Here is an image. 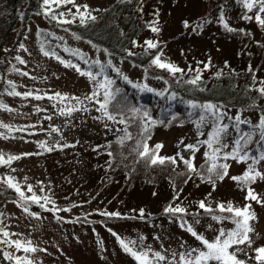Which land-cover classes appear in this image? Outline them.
<instances>
[{
  "label": "rangeland",
  "instance_id": "rangeland-1",
  "mask_svg": "<svg viewBox=\"0 0 264 264\" xmlns=\"http://www.w3.org/2000/svg\"><path fill=\"white\" fill-rule=\"evenodd\" d=\"M26 1L20 8L22 16ZM177 1L176 5L167 4L162 8L158 31L150 29L144 32L138 39L137 48L153 52L156 47L149 48L146 41H152L156 46L169 42L161 53V62L170 63L182 71L188 68L193 72L203 70V76L224 61L232 63V55L239 47L237 42L217 37L220 33L217 24L206 26L201 33L182 36L184 20L192 28L194 22L201 18L218 17L220 8L204 0ZM115 2L49 0L43 7L49 17L39 11L31 14L26 30L19 24L17 32L9 40L7 50L15 48L7 76L19 95L5 93L0 102V176L11 187L19 188V194L23 193L24 197H37L48 210L35 216L15 202L6 204L0 213V264H17V259L20 264H138L123 249L121 240L132 242L129 246L137 252H147L151 264H181V253L193 248L207 251L200 241L182 230L178 217L172 220L167 218L168 222L166 218L153 221L135 218L106 225L101 222L93 225L80 222L84 215L94 214L96 217V212H121L119 202L142 204L148 213H156L171 193L167 185L159 187L156 194L145 190L126 192L127 195H124L118 188L111 187L114 178L107 175L110 155L105 149L109 141L123 133L120 124L109 122L103 111L98 110L104 102L105 91L100 84L108 80L124 81V77H127L126 81L158 93L164 91V82L147 80L144 69L81 39L54 22L89 21ZM225 12L229 24L247 30L255 28L253 20L247 17L256 14L264 16L258 6L249 11L248 8L231 5ZM41 30L51 35L65 56L78 59L89 70L93 68L94 73L78 71L75 65L45 55L37 38ZM178 35L181 36L176 39ZM256 40L263 43V35L256 34ZM250 59L253 64L263 60L259 76L264 77L262 52L256 51L254 58ZM89 72L95 79L89 77ZM94 92L97 95L92 96ZM28 93L30 95H26ZM86 96H92V99H85ZM74 98H79L82 103ZM73 107L75 110L69 111ZM261 117L264 116L259 112L248 110L241 113L240 120L259 124ZM227 121L215 126L203 119L172 130L161 129L154 143L162 145L161 156H175L180 167L183 164L181 156L198 165L206 153L212 154L214 148L219 149L220 157L226 152L232 153L236 148L230 140L234 127ZM217 130H220L219 143L213 142L209 147L207 141L210 134ZM187 145H194L196 151L187 149ZM246 153L248 151H242L240 155ZM9 157L18 158L9 160ZM226 164L228 175L214 189H206L204 195L208 193L213 203L227 205L230 202L238 208L251 205L250 211L255 214L249 223L253 229L248 233L251 246L245 242L228 249L230 253H236V259L247 262L255 258L256 249L264 247V203L245 197L250 187L264 201V179L257 177L255 182L245 186L231 177L242 176L249 166L264 173V160L253 164L250 159L238 162L230 158ZM199 193L200 188L191 184L186 192L187 206L183 200L177 206L191 209L197 204ZM192 198H196V201H192ZM188 220L194 230L209 241L215 239L220 229L232 230L236 227L227 222H214V219L198 220V223L194 219ZM205 226L210 229H205ZM4 232L8 235L5 236ZM16 241L21 243L19 250ZM26 247L28 251L24 250ZM157 252L165 259L157 260L153 256ZM208 264L218 262L209 261Z\"/></svg>",
  "mask_w": 264,
  "mask_h": 264
},
{
  "label": "trees",
  "instance_id": "trees-1",
  "mask_svg": "<svg viewBox=\"0 0 264 264\" xmlns=\"http://www.w3.org/2000/svg\"><path fill=\"white\" fill-rule=\"evenodd\" d=\"M23 1L0 0V102L5 93L16 91L7 76L8 69L12 64L11 55L15 48L14 46L7 50L10 38L17 32L19 24L26 30L27 20L31 14L39 11L49 17V13L43 11L45 4L43 0H27L22 16L20 8ZM204 1L213 3L216 8H220L219 16L207 20L201 18L194 22L192 28L190 23L184 20L182 36L188 37L194 33H201L206 26L215 23L220 29L217 37L226 38L230 42H237L239 47L232 55V63L228 60L224 61L205 76H203V70L193 72L192 69L188 68L173 74L154 64V58L161 56L169 42L158 44L153 52L148 49L137 48L138 39L144 32L154 27L158 29L162 8L167 4L176 5L177 0H116L113 5L89 21L54 20L57 25L68 29L81 39L104 48L118 58L144 69L147 80L164 82V91L159 94L140 86H134L126 80L112 82L109 90L113 93L114 98L108 103L107 111L115 119H108L105 116L109 122L116 125L120 124L123 133L122 136L109 141L105 149L110 155L107 175L109 174V177L114 178L111 181V187L118 188L119 192L125 193L124 195H127L126 192L145 190L151 194H156L157 189H160L159 187H166L167 185V189H171V193L164 201V205L158 212L151 214L142 208V204L139 206L118 201L120 210H122L118 212V215L96 212V217L93 216L94 214L84 215L80 222L92 223V225L101 222L106 225L109 222L119 223L135 218L151 221L166 218V222H168L167 218L178 217L180 227L188 234L189 232L186 231V227L190 225L188 218L210 220L213 215L221 218L230 215V213L219 211L217 206L221 203L210 201L208 193L204 195L206 189H214L212 183L202 179V175H211L208 169L213 163L212 154L207 155L198 165L191 160L195 171H189L184 162L181 167L178 165L175 156H161V148L156 149L158 142L154 143L155 136L161 129L172 130L203 119L219 126L222 121L228 119V124L234 127L230 139L234 146H236L235 141L239 140L243 133L251 135L250 139L245 137L246 145L245 140L240 141L242 147L240 152L248 151L250 157L257 159L264 154V139H261V129L257 127L259 124L249 120H240L241 113L248 110L257 111L261 116H264V94L260 91L264 88V77L259 76V68L263 64V60L260 59L261 62L253 64L250 59L251 57L254 58L256 51L262 52L264 58V42L255 41L256 34H261L264 37V26L255 17L259 15L261 19H264V16L256 14L252 17L255 24L254 29L247 30L243 27H234L228 23L225 11L231 5L247 8L243 0ZM185 22H187V26H185ZM225 24L231 31L224 27ZM179 36L181 35H178L176 39ZM37 38L44 53L48 52L51 57L75 65L81 71L87 72L89 70L78 59L65 56L47 31L41 30ZM89 71L94 73L93 68H90ZM192 80L196 82L190 83ZM207 105H212V108H207ZM235 116L239 117L241 122H238ZM145 144L148 147V154H143ZM159 145L161 144L159 143ZM153 151H155V156L152 155ZM219 154L221 152L216 154L215 162L217 164L226 163V160L221 159ZM173 157L176 159V163H172L170 159H165L163 163L159 162V158ZM153 159H157V162L152 163ZM185 160H189V158ZM250 160L252 161V159ZM220 182L221 180H216L215 187ZM191 184L200 188V193H202H199L197 197V202H195L197 204H194L191 209H184V213L165 211L169 207L176 208L182 200L187 206L186 192ZM146 199L147 195H145ZM191 200L196 201V198ZM8 202L19 204L35 216L48 210L40 201L37 203L24 196L22 198L17 189L11 187L0 176V213ZM201 202H204L213 211L207 212L201 209L199 207ZM233 207L238 208L234 205ZM141 210H143L142 215ZM133 215L136 217H131ZM214 222L221 221L215 220ZM222 222L231 223L228 220H222ZM205 229H210V227L206 228L205 226ZM240 261H244V264H264V261H257L255 258L247 262L246 260Z\"/></svg>",
  "mask_w": 264,
  "mask_h": 264
},
{
  "label": "snow or ice",
  "instance_id": "snow-or-ice-1",
  "mask_svg": "<svg viewBox=\"0 0 264 264\" xmlns=\"http://www.w3.org/2000/svg\"><path fill=\"white\" fill-rule=\"evenodd\" d=\"M45 4L49 3V0H43ZM70 2V0H69ZM245 3V6L248 8L249 11L252 10L254 6H258V10L260 13H264V0H243ZM87 6H85L86 8ZM79 11V9H77ZM55 18V17H53ZM248 19H252V17H247ZM257 21L264 26V19H261L259 15L255 17ZM185 26H187V22H185ZM224 27L231 31L230 28H228V25L225 24ZM153 31H158L157 28H153ZM147 45L149 48H154L156 45L152 41H146ZM45 55H49L50 53L45 52ZM52 55H55L52 53ZM63 62V61H62ZM23 63V61H21ZM153 63L159 66L162 69H167L171 73L175 74L176 72L182 71L181 69L175 67L174 65L170 63H163L160 60L159 56H156L153 60ZM69 66V65H66ZM79 71V69H77ZM118 71V70H117ZM83 74V73H82ZM27 75V73H25ZM89 77L92 79H95V77L92 75V73H88ZM127 80V77H124ZM197 79H199V76H197ZM195 80L190 81V83H195ZM112 81L108 80L104 84H100V87L104 88V102L100 104V109L102 110L103 114L108 117V119H115V117L110 114L107 111V105L111 101V99L114 98L113 93L109 90V85H111ZM135 86V85H134ZM146 87V86H145ZM148 91H152L151 88H147ZM261 93L264 94V88L260 89ZM13 95H19V93L13 92L11 93ZM159 94V93H157ZM30 95V93L26 94ZM57 96H60L59 93L56 94ZM97 95V93H93L92 96ZM92 96H86L85 99L91 100ZM39 99L40 97H36ZM77 99L78 103H82V101L79 100V98H74ZM193 107H196L193 105ZM207 108H212V105H207ZM75 110V107L72 109H69V111ZM147 115V113H145ZM238 122L239 117L236 118ZM121 123H123V120H121ZM261 129V139H264V117H261L260 123L257 126ZM55 130V129H54ZM147 131V129H145ZM219 131L217 130L210 134V139L207 141L209 144V147L212 146L213 142L219 143ZM247 137L248 139L251 138V135L249 133H243L240 137L239 140L235 141L236 148L233 149L232 153H225L221 159L223 160H228V159H235L238 162H243L248 159L253 160V164L258 163L259 160H264V154H262L258 159L254 157H250L247 153L244 156L240 155V151L242 150L240 141L245 140V145L247 144V140L245 139ZM41 147H44L43 144H41ZM162 145H156V149L161 148ZM222 147H226L222 146ZM144 148V153L143 154H148V147L145 144L143 146ZM187 149H191L193 152L196 151V148L194 145H187ZM51 150V149H49ZM219 152V149H213L212 156L211 158L213 159L212 166L208 169V172L211 175L208 176H203L202 179L207 180L208 182L213 184V187H215L216 180H223L227 175H228V165L226 163H219L217 164L215 162L216 160V154ZM153 156H155V151L152 153ZM206 156L208 153L205 154ZM18 157H9V160L11 159H17ZM165 159H170L172 163H176V159L173 158H159V162L163 163ZM181 160H183L184 164L187 166L189 171H195V168L191 162V160H185L182 156L180 157ZM157 159H153L152 163H156ZM259 177L261 179H264V173H261L259 171H256L254 167L249 166V168L246 170V172L239 177H231L234 181H239L242 182L245 186H248L250 183L255 182L256 178ZM17 191H19V188H17ZM29 191H31V188H29ZM21 197L23 198V193H21ZM32 199L35 202H39L38 198L33 196ZM245 199H251L256 201L257 203H264V201H261L258 195L250 188L248 187V192L245 197ZM42 206V205H41ZM199 207L201 209H204L207 212H212L213 210L211 208H208L204 202H201ZM218 210L221 212H227L230 213L228 216L224 217H217L216 215L212 216V219L221 221L222 220H228L229 222L233 223L236 227L232 230H225V229H220L218 231V235L215 237L214 240L209 241L203 237V235L198 234L194 228L191 225H188L186 227V231H188L193 237H195L198 241L201 242V244L204 246V248L207 249V251H203L200 249H190L185 253L180 254V260L181 264H208L209 261H217L218 264H244V261H240L236 259V253L235 252H229L228 249L235 244H243L245 242H248L249 246H251V240L248 236V233L251 232L253 229L249 226V220L255 218V214L250 211L251 205H245L242 209L241 208H234L233 205L229 202L227 205L225 204H219L217 206ZM165 211L167 212H174V213H184V209L177 206L176 208H167ZM143 214V210H141V215ZM106 215H118V213H113V214H106ZM197 223L199 222L198 220L196 221ZM5 236L8 235L7 232L3 233ZM115 235V233H113ZM119 240L120 238L117 237ZM121 246L123 249L128 252L130 255L133 256L134 259L138 261V264H151V261L148 260V253L147 252H137L134 250V248L129 246V243H125L124 241H120ZM17 250L21 248V243L19 241L15 242ZM30 244V242H29ZM25 251H28L29 249L26 247L24 248ZM33 251L35 249H32ZM239 251V249H237ZM257 255L255 259L257 261H264V247H261L259 249L255 250ZM153 256L157 260H164L165 257L162 256L160 253H153ZM11 258V257H8ZM17 264H20V260L17 259Z\"/></svg>",
  "mask_w": 264,
  "mask_h": 264
}]
</instances>
